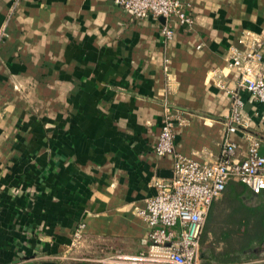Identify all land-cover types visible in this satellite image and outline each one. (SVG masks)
Returning a JSON list of instances; mask_svg holds the SVG:
<instances>
[{"label": "crops", "instance_id": "1", "mask_svg": "<svg viewBox=\"0 0 264 264\" xmlns=\"http://www.w3.org/2000/svg\"><path fill=\"white\" fill-rule=\"evenodd\" d=\"M182 1L189 27L134 19L115 0H0V264H75L81 225L111 250L145 251L148 227L136 209L156 179L173 175L174 156L154 151L167 108L180 118L181 157L212 162L226 138L245 157L246 134L264 154V104L237 89L227 64L231 48H247L245 32L264 34V0ZM230 90L255 128L227 133ZM225 207L264 210V193L228 183L206 219L204 263L239 261L205 235Z\"/></svg>", "mask_w": 264, "mask_h": 264}, {"label": "built area", "instance_id": "2", "mask_svg": "<svg viewBox=\"0 0 264 264\" xmlns=\"http://www.w3.org/2000/svg\"><path fill=\"white\" fill-rule=\"evenodd\" d=\"M115 4L137 20L152 17L169 21L176 18L177 23L185 27L193 23L182 0H115ZM162 33L170 39L174 31L166 23ZM246 36L249 38L247 48H231L227 64L239 74L237 89L247 91L252 102L264 104V73L260 67L263 42L254 35ZM230 93L234 101L227 118V133L235 134L248 127L243 119V102L234 91L230 90ZM175 118L180 119L167 108L154 148L159 156H174L172 178L170 181L156 179L153 182L154 194L145 199L142 208L136 209V215L148 227L146 250L134 255L115 251L110 259L77 256L71 258L75 264H206L201 254L206 219L213 202L222 197L228 183L241 182L255 194L264 193V154L260 151L259 140L246 134L247 152L245 157H241L238 145L226 138L216 160L198 163L176 154ZM95 241L85 237L81 225L70 248L78 252L91 245L90 248H99L104 253ZM238 264H264V257Z\"/></svg>", "mask_w": 264, "mask_h": 264}, {"label": "rangeland", "instance_id": "3", "mask_svg": "<svg viewBox=\"0 0 264 264\" xmlns=\"http://www.w3.org/2000/svg\"><path fill=\"white\" fill-rule=\"evenodd\" d=\"M260 4H261L260 0H252L251 4H248L247 6L258 7ZM247 34H249L250 37L252 35L258 37L260 41L263 42L264 45V34H258L252 31H248L245 32L244 35ZM0 36L2 37L1 38V44H2L3 43L2 39H4V33L2 32ZM2 53H3L2 47H0V55ZM262 55H263V49H262ZM263 63L264 62L262 57V62L260 64L262 73H264L262 70ZM238 90L236 91V97L241 100L239 93V91L241 90L239 91ZM242 112L244 115L243 119L247 123L248 129L254 127L255 123H252L251 117L247 114V111L245 110V105H243L242 107ZM263 119L264 118H262V120ZM215 212H216L215 215L208 219L206 224V231H205L206 236H207L206 232L211 231L212 235L210 236L209 239L210 241L209 245L212 248L215 247L220 248L223 255L227 257L228 256L234 257V259H239V261L236 264L248 262L250 260L264 257V237H262L263 238L262 240L256 239V236L258 235L259 230L261 229V224L259 219H257L258 223H256V221L252 219L254 217H252L251 215H247L248 214L247 211L246 212L244 210L235 211V209L231 207H225L224 210H220L219 212H217L216 209ZM105 245L100 244L98 246L102 248V250H104V253L99 251L100 250L99 248L97 250L90 248L91 245H89L88 247L86 246L84 250L80 249L78 253L82 255V257H95V258L98 257L99 259H110L116 253L114 250L110 249L109 245L108 246ZM94 251H96L98 255L94 254L95 253ZM140 252H144V251H140ZM119 253L127 255L126 249L120 250Z\"/></svg>", "mask_w": 264, "mask_h": 264}, {"label": "trees", "instance_id": "4", "mask_svg": "<svg viewBox=\"0 0 264 264\" xmlns=\"http://www.w3.org/2000/svg\"><path fill=\"white\" fill-rule=\"evenodd\" d=\"M247 213H248L247 215H251L252 217H254L252 219H254V221H256V223H258V220L257 219L260 220L261 229L259 230V233L256 236V239L257 240H262L263 239L262 237H264V210H260V211H256V212L253 211V210H248ZM252 219H251V221H252ZM205 231H206V228H205ZM241 251H242V249H241ZM206 264H212V263H206Z\"/></svg>", "mask_w": 264, "mask_h": 264}]
</instances>
